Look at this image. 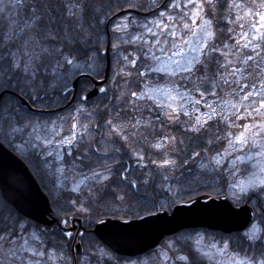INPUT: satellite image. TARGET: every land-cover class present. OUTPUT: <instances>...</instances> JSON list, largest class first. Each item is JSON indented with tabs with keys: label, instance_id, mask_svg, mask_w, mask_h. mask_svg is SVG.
I'll return each mask as SVG.
<instances>
[{
	"label": "rangeland",
	"instance_id": "rangeland-1",
	"mask_svg": "<svg viewBox=\"0 0 264 264\" xmlns=\"http://www.w3.org/2000/svg\"><path fill=\"white\" fill-rule=\"evenodd\" d=\"M171 2L186 5L188 0H171ZM200 2L201 0H197V3ZM34 3V0H23V3L18 6L17 0H0V18L6 19L8 27L5 42L13 31H16L17 37L23 36V33L18 30L22 29L25 22L31 17V8ZM229 3L231 9L228 19L232 22V26L234 25L229 35L233 42L227 44V47L221 46L216 51L222 55L220 65L217 68L218 72H216L217 76H215L214 81L209 82L211 79L209 77L202 80V84L207 82L204 84L206 91L199 87L200 81L196 84L189 81L187 83L185 79L188 74L181 71V67L188 66L189 61L195 64L197 60L202 61L204 57L213 53L211 49L203 48L204 43L209 45L212 40H207L204 35L207 30L214 31L212 21L210 26L205 25L203 19L197 16L195 24L192 23L191 19H187L186 22L189 23L190 27L188 29L183 28L185 21H181L179 15L189 13L190 16V5L182 9H173L169 6L168 9L162 11L165 13L163 18L157 15L148 18L140 16L141 19H137L132 18L131 15H124L118 19L112 28L116 32L115 45L120 47L117 51L118 61L114 68L115 73L111 77V89L114 91L122 76L130 77L132 75L131 71L133 72L135 69L131 67L130 71L129 66L132 65L131 61L139 56L137 63L143 67L141 73H143L144 81L143 87L137 93L142 98L132 97L128 93V84L121 86L117 104L122 112L118 114L120 123L115 130H117L118 138L121 139L127 150L134 153L136 158L138 156V160L141 162L145 161L146 151L149 152L150 156H153L156 149L157 151L168 149L171 140L161 132L167 130L172 125V121H177L176 123L186 127L191 126L197 109H199L196 101L205 105L211 104L216 109V113L210 114L212 116L210 122L220 118L224 124L230 126L229 141L231 143H228L225 150L219 156L217 155L211 164L203 163L202 170L196 178V184L206 182L212 174L214 166L224 167V172L229 178L228 192L230 197H233L235 193L241 198L251 191H258L264 187V134L255 137L250 136L244 144L236 142V137L244 130L245 125L264 124V108L259 107L261 97L253 94L249 100H243V96L249 91H253V93L260 91L261 84H264V38L253 39L254 36H264V21L260 19L261 16H264V0H229ZM167 15L176 17L177 37L173 42L165 34L159 39L162 41L168 39L169 42L157 45L155 43L157 37H153L147 29L152 28L153 31L159 32L160 30L155 27V24L161 19L165 23H169L171 27V23L166 19ZM202 16L204 19L210 20L205 13H202ZM118 26L121 29L119 31L116 30ZM245 35L247 41H251L252 45H259V56L252 51L251 46L244 47L247 42L244 39ZM137 36L141 39L136 40ZM124 41L129 42L125 43ZM122 46H132L130 55H127L128 60L124 59L126 55L121 50ZM18 47L19 40L17 47L11 48V51L17 52ZM153 53L155 56L152 55ZM249 55L253 56V60H248ZM155 57H159V59ZM24 58L26 56L18 54L21 63ZM152 69H160V71H152ZM192 79L195 80L196 76H193ZM243 85L249 87L241 91ZM252 85H256V88L253 89ZM207 89H211L216 94L211 95ZM201 92H203V96L200 95ZM257 108H259V115L254 111ZM78 111L82 112L81 109ZM185 111L190 115L184 116ZM174 112L179 113L178 118L168 119L166 117L167 114ZM199 115L202 119L209 117V115L201 113L200 110ZM224 117L227 119L225 120ZM27 119L25 125L28 126L29 120ZM8 121L9 119L6 118L5 128L8 126ZM33 123L30 124L34 125ZM72 123L70 121L65 126V130L71 134ZM49 125L53 128L56 124L51 123ZM27 126L22 128V134L21 132L18 134L29 138L30 132L27 131ZM42 138L47 140L44 136ZM49 141L54 142L55 140L50 139ZM157 144L161 146L157 148L155 146ZM52 151L58 152V159L55 160L57 168L53 169L56 173L54 175L57 177V188L71 191L75 189V194L81 200L93 197L94 192L107 182L103 179L104 176L111 177L112 175L111 169L99 166L92 167V160L90 158L85 159L83 156L73 157L75 162L70 164V167L66 166L64 163H69L70 160L69 156H65L64 152L66 151L61 147L52 149L51 154ZM77 151L78 149H75L74 154ZM168 153L167 151L166 155ZM68 155H70V151ZM141 155L142 159H140ZM67 157H69L68 161ZM167 159L171 160L169 157ZM216 160H219V164H216ZM94 173H99V175H94ZM165 175L168 176L167 180L163 179ZM160 176L167 183L168 188H171V191L173 189L187 190L184 184L181 185V181L173 184L172 178L165 171L162 170ZM242 188L245 190L243 193L241 192ZM257 228L259 229V227ZM250 230L251 228L244 234ZM74 233L76 237V231ZM179 242L190 243L193 251L200 258L196 261L202 260L204 264H260L261 260H264V258L255 260L251 256L234 253L227 239L212 236L204 230H190L180 236ZM225 245L228 246L225 247ZM170 248L171 251L177 250L175 249L176 245L172 243ZM34 252L37 253L35 256L33 255ZM95 253L98 256L97 261L89 255H83L79 264H184L182 262L186 260V257L183 258L180 255L179 263L176 262L171 257L170 251L161 246L137 259L120 260L105 247L98 248ZM0 264H70V259L64 257L57 249L46 248L36 230L31 229L29 233H24L16 239L6 236L5 239L0 240Z\"/></svg>",
	"mask_w": 264,
	"mask_h": 264
},
{
	"label": "trees",
	"instance_id": "trees-1",
	"mask_svg": "<svg viewBox=\"0 0 264 264\" xmlns=\"http://www.w3.org/2000/svg\"><path fill=\"white\" fill-rule=\"evenodd\" d=\"M33 7H37L45 12L46 18L50 19L53 26L54 33L58 32L59 35L55 42H52L57 47H61L65 52H72L76 55L77 60L75 63L80 65L79 68H72L70 74H65L63 79L59 76L49 75L44 77L40 81V87L35 89L32 83H25L20 76H17L11 72H8V61H7V49L4 50L5 60L3 69L0 71V93L4 91H11L21 97H24L31 105L51 106L52 108L58 106H66L70 101L72 91H69L70 86L73 84L75 79L81 74H90L94 79H102L105 76V69L107 64V57L105 50L107 47L108 33L107 25L112 40V70L111 77L114 75V68L117 65L118 56L117 51L120 46L113 47L117 38L115 30H112L118 19L123 17V14L116 16L117 14L127 11L134 10L137 12H149L153 9L160 7L164 0H34ZM171 0H167L166 3H170ZM215 8L211 9L205 3V14L213 22V37L209 42V49L215 47L217 50L221 46L231 44L233 40L229 33L232 31V22L228 19L230 14V3L229 0H213ZM69 4H80L83 5L84 11L80 8L74 7L73 12L79 13V19L76 16L68 14ZM168 8L160 7L158 10H166ZM158 10L154 12V15H159ZM132 18L141 19L140 15L130 14ZM6 19L0 18V38L6 40V34L8 27L6 25ZM65 36L68 39H65ZM132 46H122L121 50L125 55H130ZM218 52L213 51L212 55L203 58L202 62L207 65V72L203 70L197 72L195 76L211 78L209 82L214 81L217 76L218 66L220 65V55ZM136 57V56H134ZM137 56L134 58L136 61L135 67L130 65V71L132 68L135 70L131 71L130 77H121L120 81L117 82V86L114 91L111 89V78L105 85L106 92L98 95L96 98L90 101H82V96L86 93L93 85L90 80L82 79L79 83L77 97L74 100L72 106L67 108L68 110L73 109L77 103H95L104 104L113 102L117 104V99L120 94L122 85H127L128 93L137 92L143 87L144 78L141 75L143 67L139 66ZM56 58L55 52H53L52 61L54 63ZM71 58V57H69ZM71 68V66H69ZM132 67V68H131ZM200 67V65H197ZM63 72V69H61ZM185 81L188 83V75ZM132 82V83H130ZM199 87L204 91L205 81ZM85 85L87 90H83ZM221 94V92H219ZM131 99V97H130ZM19 98L6 94L0 104V118H3V126L5 125L6 118L13 119L14 121L24 123V118L30 116V110L27 107L20 104ZM10 109H14V112H10ZM102 108L90 109L89 111H97L100 114L98 119L102 118L101 113L108 111ZM116 111L122 112L120 108L116 107ZM18 113V115H17ZM20 119V120H19ZM171 122V121H168ZM172 121V125L161 133L165 137L170 138L171 142L168 145V149L163 151L153 152V156H150L149 152H145V161L141 162L135 157V154L127 150L124 143L121 141L117 134L114 135L113 139L109 140V144H103L101 140L97 142L93 139H87L85 142L88 145L87 150L84 151L83 157L85 159L90 158L92 160V167H106L111 169V179L105 184L101 185L95 192L93 197L81 200L74 191L66 189H58L56 185L42 180V177L38 174L33 167L32 163L28 164L33 176L39 182L44 193L49 197L51 207L53 209V215L57 218L58 222L50 227H42L34 222L24 218L19 214L12 206L7 204L2 197L0 192V237L9 236L15 238L21 236L24 233H29L31 229L41 237L43 243L48 249H57L64 257L70 259V264L74 263L72 257V245L75 238V233L72 234V238L68 239L63 233L64 228L70 227L72 221L75 219H81L84 231L83 235H78V241L82 242L84 248L83 255H89L93 260H98L96 251L98 248L104 247L95 235H93V229L95 228L97 216L103 218H117V219H137L149 213L156 212L158 210L170 211L177 204L190 200L200 195H213L216 197L227 196L232 203L239 207L243 204L249 203L255 212V220L252 225H257L260 229V235L264 236V191H251L245 196L241 197L240 203H235L234 198L230 197L229 189V178L224 172V167L219 168L214 166L212 174L208 180L204 183L196 184L197 176L202 170L201 165L211 160V163L217 155L221 154L228 146L230 136L228 133L231 131V127L224 124L219 118L217 120L209 122L206 127L208 132H201L200 134L187 132L185 129L189 128L184 125ZM91 127L94 125L92 120H89ZM208 140H212L211 144ZM4 146L10 148L5 143ZM99 148L100 151L96 152L95 149ZM150 149V148H146ZM116 151L120 152V155H116ZM169 152L166 155V152ZM75 152V150H74ZM199 153L200 155H197ZM143 154V153H141ZM142 157V155L140 156ZM169 157L171 160L176 161V164L171 167H160L163 165L165 159ZM23 158V157H22ZM69 157H67L68 160ZM155 161V163H153ZM186 161V163H185ZM128 162V164L126 163ZM27 163V161H25ZM210 163V164H211ZM130 166V170L126 171V168ZM146 166V167H145ZM165 171L173 180V184L179 183L185 185L187 190H174L170 191L167 183L162 180L160 173ZM126 171V176L131 182L121 179L122 172ZM148 179L149 183L144 184L143 180ZM134 184L135 187H131ZM179 192V194H178ZM112 193H115L113 195ZM123 196L124 199L120 200L118 197ZM170 199H175L176 204L169 207ZM75 204V207H74ZM160 205H163L161 207ZM80 207L86 208L87 212H79ZM62 219H67V227L61 223ZM17 220L20 223H17ZM25 225V227H21ZM249 227V229L252 227ZM181 231V233L166 237L161 247L167 248L170 251L171 257L179 261V256L182 255L186 260L184 264H204V261L198 260V255L193 251V247L190 243H181L179 238L184 233L189 232ZM192 231V230H191ZM206 233L220 238L227 239L230 243V248L234 253H241L244 256H251L255 260L263 259L261 250L250 246V242L243 233H235L232 235H224L222 233L204 230ZM175 244L177 249L172 250L170 244ZM108 250V249H107ZM82 256L76 255V264H79V260ZM120 260L128 259L126 257L115 256ZM91 259V261H92ZM200 259V258H199ZM179 263V262H178Z\"/></svg>",
	"mask_w": 264,
	"mask_h": 264
},
{
	"label": "snow or ice",
	"instance_id": "snow-or-ice-1",
	"mask_svg": "<svg viewBox=\"0 0 264 264\" xmlns=\"http://www.w3.org/2000/svg\"><path fill=\"white\" fill-rule=\"evenodd\" d=\"M154 6L155 5V0H153ZM23 3V0H17V5H21ZM205 3L208 5L209 8L214 9L215 4L213 0H201L200 3H197V0H188L186 5H182L179 2H171L165 3L164 7L168 8L171 6L173 9H182L183 7H187L188 5L191 6L190 8V13L191 15L189 16V13H183L182 15H179V19L181 21H185L183 23V28L188 29L190 27L189 23L186 22L187 19H191L192 23L195 24V18L197 16H200L203 19V22L205 25H211V20L204 19L202 16V13H205ZM236 7H239L238 5H233ZM74 7L80 8L81 11H84L83 5L80 4H69L68 5V14L71 16H76L77 19H79V13L73 12L72 9ZM32 15L29 18L28 21L25 22L24 26L22 29H19L18 31L23 33L22 37H17L16 31H13V33L7 37V42L3 40V38H0V71L3 69V64L5 60V55H4V50L7 49V61H8V72H11L17 76H20V78L25 82V83H32L35 86V89H38L40 85V81L49 75H54V76H59V78L63 79L65 74H70L72 68H79L80 65L78 63H75L77 60V57L75 54L72 52H65V50L61 47L55 46L54 43L57 36L59 35L58 32L54 33L53 26L51 24L50 19L46 18V14L43 10L38 9L37 7H32L31 8ZM160 17H165V13L161 12ZM167 21L171 23V27L169 23H165L163 19H161L159 22L155 24V27L159 29L160 31H153L152 28H148V32L152 34L153 37H157L155 43L157 45L160 44H167L169 41L168 39H164L163 41L159 39V37L164 36L165 34L167 37H170L173 42H175V38L177 37V31L175 30L178 25L176 24V17L172 15H167L166 17ZM260 19L264 21V16H261ZM126 27V26H125ZM147 27V25H145ZM117 31L121 30L118 26L116 29ZM205 37L207 40H211L214 33L211 30H207L204 33ZM257 38H264V36L261 37H256L254 36L253 39ZM65 39H68L67 36H65ZM122 39V38H121ZM136 40L141 39V37L137 36L135 38ZM244 39L247 41V36H244ZM19 40V47L17 48V52H12L11 48L17 47V41ZM125 43L129 41H124ZM239 43V41H237ZM49 45V46H46ZM118 45H113V47H117ZM252 47V51L259 56L260 51L259 45H252L251 41H247L244 45V47ZM227 47V45H225ZM203 48H209L208 43H204ZM163 51V49H161ZM211 51H217L215 47L211 48ZM53 52L56 54L55 61L53 63L52 61V56ZM18 54H23L26 56V58L23 59V62H20V59H18ZM147 55V53H145ZM155 56V54H152ZM71 57V58H69ZM156 59H159V57H155ZM125 60H128V57H124ZM248 60H253V56L249 55ZM136 61L133 60L131 61V64L133 67H135ZM197 65H200V67H197ZM71 66V68L69 67ZM61 69H63V72H61ZM203 70L205 73L207 72V65L204 64L202 61L197 60L194 63L192 61L188 62V66H182L181 71L183 73L188 74V80L190 83L196 84L198 81H202L204 79H207V76L205 75L204 77L196 76V79L193 80L192 77L196 75L197 72H200ZM152 71H160V69H152ZM233 74H235L233 72ZM143 75V73L141 74ZM248 85H243L241 88V91H243L244 88H248ZM252 88L255 89L256 85H252ZM260 91H249L246 95L243 96V100L247 101L249 100L250 96L255 94L256 96H260L261 100L259 102V107L264 108V84H261L260 86ZM83 90H87V86L85 85ZM211 95H215V92H212L211 89H207ZM101 91H104V89H101ZM132 97H136L137 99L142 98L140 94L137 92H131L130 94ZM201 96H203V92L200 93ZM82 99L87 100V97L84 96ZM197 104H199V101H196ZM209 109H211L212 113H216V109L213 108L211 104L206 105ZM14 109H10V112H14ZM254 111L257 112L259 115V108L254 109ZM197 113H199V109H197ZM18 115V113H17ZM169 119H172L173 116L176 118L179 117V113H170L167 114ZM184 116H189L190 114L188 112L183 113ZM212 119V116L209 115L207 119H202L199 114L195 115L193 118V123L191 126L185 131L187 132H192L196 134H200L201 132L207 133L208 128L206 125L209 124L210 120ZM226 120L227 117H224ZM3 118H0V149L4 148V144L7 143L10 148L12 149V155L14 158L17 160H20L21 163L24 166L25 173H20L18 172L14 178H12L10 181L5 175L4 169L2 164H0V191H3L5 184L8 183V186L11 187L16 193H18L19 197L24 198L27 197L31 191H32V185L30 182V177H31V170L28 168V164L32 163L31 156H25L24 155V147L18 146L15 142V134H18L22 131V127H17L16 125L19 123L18 121H14L12 119H9L8 121V126L5 128L3 126L2 122ZM108 125H112V121H108ZM27 125H24L26 127ZM76 125H73V128H75ZM86 129V126H85ZM257 129H259L257 131ZM57 135L59 133H56ZM264 134V124L252 126V125H245L244 130L240 132V134L236 137V142L240 144L246 143V141L249 139V137H255V136H260ZM229 136H231V133H228ZM76 138V133L73 132L71 137L65 138L62 143L65 144H72L73 141ZM213 141L208 140V143L211 144ZM231 143V141H229ZM22 144L27 146L29 149L32 148V145L30 141H22ZM157 148H159L161 145L157 144L155 145ZM96 152H99L100 149L97 148L95 149ZM32 155H37V153L33 152ZM51 155V153H49ZM197 155H200L197 153ZM23 157V158H22ZM142 159V157H140ZM212 159H215L214 157ZM27 161V163H25ZM211 163V160L209 161ZM216 164H219V160L215 161ZM155 163V161H153ZM186 163V161H185ZM176 164V161L174 160H169L166 159L163 162V165H160V167H171ZM146 167V166H145ZM203 167V165H201ZM94 175H99V173H94ZM105 181H109L111 177L109 176H104L103 178ZM122 180H128V177L126 175L121 176ZM164 180L168 179V176L165 175L163 177ZM144 184H148L149 180L144 179L143 180ZM131 187H135L134 184L131 185ZM75 191V189H73ZM171 191V188L169 189ZM261 191H264V187L260 189ZM245 190L242 188L241 192L243 193ZM115 195V193H112ZM179 194V192H178ZM120 200H123L124 197L120 196L118 197ZM233 198L235 203H240V196L236 195L235 193L233 194ZM91 199V197H90ZM189 199H191V194L189 193ZM5 202L13 205V207L16 206L15 200L8 201L7 198H5ZM176 204L175 199H170L169 201V207L172 205ZM163 207V205H160ZM75 207V204H74ZM18 210V208H17ZM79 212H87L86 208L80 207L78 209ZM97 220L101 224H103V220L101 219L100 216H97ZM17 223H20L19 220H17ZM61 223L67 227L68 220L67 219H62ZM261 223H264V220L261 221ZM21 227H25L24 225L21 224ZM260 229L256 227V225H252L251 230L249 232H246L244 236L247 238V241L250 242V246L254 248H259L261 250V255L264 256V236L260 235ZM68 239L72 238V233L70 231H65L63 233ZM35 235V234H33ZM80 235H83L82 233ZM5 239V237H0V240ZM228 245H225L227 247ZM37 253H33L35 256ZM260 264H264V260H261Z\"/></svg>",
	"mask_w": 264,
	"mask_h": 264
},
{
	"label": "water",
	"instance_id": "water-1",
	"mask_svg": "<svg viewBox=\"0 0 264 264\" xmlns=\"http://www.w3.org/2000/svg\"><path fill=\"white\" fill-rule=\"evenodd\" d=\"M166 1L167 0H165V2ZM130 13H136L141 16L149 15L148 13L143 14L134 10H127L116 16ZM110 36L108 28V43L107 47H105V54L107 57L105 76L103 80L94 81L95 87L84 95L87 97V100L83 99V101H90L105 91L104 86L110 77L112 67L110 47L112 42ZM86 78H90V76L85 74L80 75L70 86L69 90L73 91V95L68 106H70L76 98L80 80ZM99 86H101V88L103 87L102 89H104V91H101V89L98 88ZM6 94L14 93L10 91L0 93V103ZM14 95L21 100L23 106L31 110L33 109L25 98L17 94ZM200 111L206 115L212 114L211 109L203 104L200 105ZM172 119H176V117L173 116ZM0 164H2L5 175L9 181L14 178L18 172L27 174L21 161L14 158L12 151L5 146L3 149H0ZM30 182L32 191L27 197H19L18 193L8 186V183L5 184L3 191H0L2 197L4 200L7 198L8 201L15 200L17 207H13V205L6 203L12 206L24 218L43 227L52 226L54 223L58 222V220L53 215L49 197L44 194V191L41 186H39L33 174L30 177ZM254 219L255 213L249 204L237 207L226 196L216 197L206 194L181 202L170 209V211L158 210L137 219L103 218V224L99 221L96 223L93 229V235L97 237L102 245L106 246L116 255L133 258L157 248L166 237L174 236L181 233V231L206 229L226 235L244 233L254 222ZM62 225L65 226L63 223ZM65 231H70L71 233L77 231L73 244V254H82L84 252L83 246H81L82 243L77 241L78 235L84 231L82 220H73L71 227L67 228Z\"/></svg>",
	"mask_w": 264,
	"mask_h": 264
},
{
	"label": "flooded vegetation",
	"instance_id": "flooded-vegetation-1",
	"mask_svg": "<svg viewBox=\"0 0 264 264\" xmlns=\"http://www.w3.org/2000/svg\"><path fill=\"white\" fill-rule=\"evenodd\" d=\"M92 83V87L88 90L90 91L94 87V78L87 79ZM101 89V87H98ZM87 91V92H88ZM86 92V93H87ZM106 92V89L105 91ZM84 93L83 95H85ZM200 104V103H199ZM198 104V106H199ZM43 108L40 105H36L33 107V110H30V116L27 120H29V124L27 126V131L30 132L29 138L22 136L20 134H15V142L18 146L24 147V155L31 156L32 165L35 167V170L42 177V180H46L51 184L56 185L57 177L53 169L57 168L55 164V160L58 159V152L52 151V154L49 155L52 149L56 147H61L65 150V156H69V163H64L66 166H71L75 162L74 158H78L79 156H83L84 151L87 150L88 145L86 144L87 139H93L96 142L101 140L103 144H109L110 139L112 140L115 134H118L115 130L116 126L120 123L118 120L119 111H116V107L119 108L118 104H114L113 102H108L104 104H95V103H77L75 107H73L72 111L68 110L66 106H58L52 108L51 106H44ZM96 108H102L103 110L108 108V111H103L101 113L102 118L98 119V115L100 114L97 111H93ZM79 109L82 112L78 111ZM93 109L92 111H89ZM121 110V109H120ZM24 123L20 124V122L16 125L17 127L24 128L26 123V118ZM20 120V119H19ZM89 120L94 122V125L91 127ZM72 121V133H76V138L72 144H65L62 141L65 138L71 137L72 134L68 133L65 130V126ZM108 121H112V125H108ZM31 122H34L30 124ZM55 123L56 125L52 128L49 124ZM76 125L73 128V125ZM86 126V129H85ZM64 128V130H63ZM23 132L21 131V134ZM56 133H59L58 135ZM71 135V136H70ZM119 135V134H118ZM45 137L47 140H43L42 137ZM54 139L55 141H49ZM22 141H30L32 148L29 149L27 146L22 144ZM78 149V151L74 154V150ZM70 151V155L69 154ZM35 152L37 155H32ZM116 155H120L119 151H116ZM74 157V158H73ZM68 161V160H67ZM128 164V162H126ZM129 165V164H128ZM130 170V166L126 168L128 172ZM126 171L122 172L121 176L126 175ZM44 178V179H43ZM131 182L128 180H125Z\"/></svg>",
	"mask_w": 264,
	"mask_h": 264
}]
</instances>
